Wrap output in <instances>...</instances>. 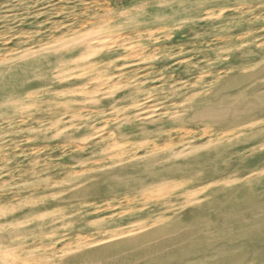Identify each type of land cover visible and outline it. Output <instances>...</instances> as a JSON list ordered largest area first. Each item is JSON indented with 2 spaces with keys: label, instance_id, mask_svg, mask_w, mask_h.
Wrapping results in <instances>:
<instances>
[{
  "label": "rangeland",
  "instance_id": "374dc122",
  "mask_svg": "<svg viewBox=\"0 0 264 264\" xmlns=\"http://www.w3.org/2000/svg\"><path fill=\"white\" fill-rule=\"evenodd\" d=\"M0 251L264 264V0H0Z\"/></svg>",
  "mask_w": 264,
  "mask_h": 264
},
{
  "label": "bare ground",
  "instance_id": "6f19581e",
  "mask_svg": "<svg viewBox=\"0 0 264 264\" xmlns=\"http://www.w3.org/2000/svg\"><path fill=\"white\" fill-rule=\"evenodd\" d=\"M128 16H129V15H128ZM130 16H131V15H130ZM120 18H121V17H120ZM118 23H119V22H118ZM119 25H120V23H119ZM96 31H98V30H96ZM96 33H97V32H96ZM93 35H94V34H93ZM74 39H75V38H74ZM103 39H106V38H103ZM92 41H93V40H92ZM95 41H96V40H95ZM77 42H78V41H77ZM98 42H99V41H98ZM71 43H72V42H71ZM78 47H79V46H78ZM80 49H82V47H80ZM51 51H52V50H51ZM53 52H54V51H53ZM40 53H41V52H40ZM25 54H26V52H25ZM29 54H30V53H29ZM99 54H100V53H99ZM99 54H98V55H99ZM31 55H32V54H31ZM39 55H40V54H39ZM45 55H46V54H45ZM59 55H60V54H59ZM25 56H26V55H25ZM33 56H34V55H33ZM57 56H58V55H57ZM34 57H35V56H34ZM59 57H60V56H59ZM93 57H94V56H93ZM101 57H102V56H101ZM28 58H29V57H28ZM60 58H63V57H60ZM44 59H46V57H44ZM47 59H48V58H47ZM57 59H58V58H57ZM95 59H96V57H95ZM55 60H56V59H55ZM61 60H62V59H61ZM38 61H39V60H38ZM38 61H36V62H38ZM93 61H94V60H93ZM98 61H99V60H98ZM36 62H35V63H36ZM58 62H59V61H58ZM58 62H57V63H58ZM54 64H56V62H55ZM59 64H60V63H59ZM57 65H58V64H57ZM34 69H35V68H34ZM34 69H33V70H34ZM52 70H53V69H52ZM58 70H59V69H58ZM30 71H32V70H30ZM32 72L34 73V71H32ZM55 72H56V71H55ZM37 74H38V73H37ZM40 74H42V73H40ZM25 76H26V75H25ZM36 76H37V75H36ZM33 77H34V76H33ZM35 89H36V88H35ZM37 89H39V88H37ZM29 90H30V89H29ZM53 90H54V89H53ZM25 91H26V90H25ZM45 91H46V90H45ZM49 92H50V91H49ZM44 93H45V92H44ZM47 93H48V92H47ZM21 94H22V92H21ZM41 94H42V93H41ZM33 96H34V95H33ZM24 97H25V96H24ZM18 98H19V97H18ZM34 99H35V97H34ZM44 99H45V98H44ZM192 99H193V98H192ZM199 99H200V98H199ZM17 100H18V99H17ZM196 100H197V99H196ZM18 101H19V100H18ZM32 101H34V100H32ZM25 102H26V101H25ZM25 102H24V103H25ZM37 102H38V100H37ZM193 102H195V101H193ZM20 103H21V102H20ZM27 103H28V102H27ZM189 103H190V102H189ZM16 105H17V104H16ZM23 105H24V104H23ZM18 106H21V105H18ZM11 120H12V117H11ZM8 122H9V121H8ZM116 135H117V134H116ZM8 211H9V210H8ZM3 216H4V215H3ZM60 216H61V215H60ZM15 218H16V217H15ZM2 223H3V222H2ZM4 223H5V222H4ZM1 227H2V226H1ZM23 229H24V228H23ZM4 230H5V229H4ZM18 230H19V229H18ZM18 230H17V231H18ZM21 230H22V229H21ZM21 230H20V231H21ZM24 230H25V229H24ZM31 230H32V229H31ZM3 233H4V232H3ZM5 246H6V245H5ZM5 246H4V248H5ZM5 249H6V248H5ZM3 251H4V250H3ZM3 251H0V253L3 252ZM4 252H5V251H4ZM49 253H51V251H50ZM50 256H51V254H50ZM50 256H49V257H50ZM45 262H46V261H45ZM47 263H49V262H47ZM41 264H42V263H41ZM52 264H53V263H52Z\"/></svg>",
  "mask_w": 264,
  "mask_h": 264
}]
</instances>
